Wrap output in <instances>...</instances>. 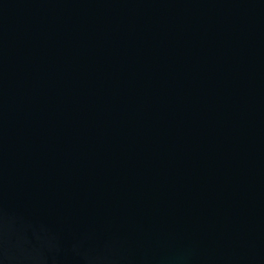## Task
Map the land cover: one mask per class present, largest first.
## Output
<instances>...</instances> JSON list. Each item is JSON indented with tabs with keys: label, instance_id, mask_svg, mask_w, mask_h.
I'll return each instance as SVG.
<instances>
[{
	"label": "water",
	"instance_id": "water-1",
	"mask_svg": "<svg viewBox=\"0 0 264 264\" xmlns=\"http://www.w3.org/2000/svg\"><path fill=\"white\" fill-rule=\"evenodd\" d=\"M0 264H264V0H0Z\"/></svg>",
	"mask_w": 264,
	"mask_h": 264
}]
</instances>
